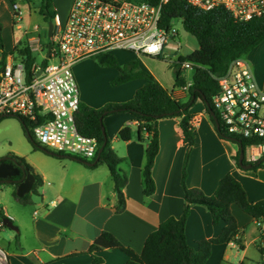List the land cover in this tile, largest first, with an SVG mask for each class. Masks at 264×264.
I'll use <instances>...</instances> for the list:
<instances>
[{
	"label": "crops",
	"instance_id": "obj_1",
	"mask_svg": "<svg viewBox=\"0 0 264 264\" xmlns=\"http://www.w3.org/2000/svg\"><path fill=\"white\" fill-rule=\"evenodd\" d=\"M65 1L52 2L56 15L63 20L68 18L74 3V0L69 3L67 1L66 7H63ZM41 4L42 0L36 11L44 23L38 22L32 30H25L22 24L24 19L16 26L11 3L1 0L0 23L3 25L5 52L8 53L6 60L16 59L17 52L24 46L30 49L36 61L38 55L44 54V49L46 50L51 40L46 41L50 38L49 23L39 13ZM20 5L22 9L26 5L29 10L35 8L33 1H20ZM5 10H8L7 15ZM26 14L29 15L27 12ZM15 30L22 32L18 39L15 38ZM263 47L264 43L255 51L261 49L262 53ZM120 54L124 59V53ZM116 58L120 65L138 61L143 70H147L173 93L174 98L183 103L189 101L190 93L186 85L192 79L193 71H183L180 85H176L175 79L148 66L145 60L149 57L130 53L129 59L124 63ZM3 61L0 52V67ZM75 76L78 80L76 72ZM144 84V80H135L115 87V95L121 96L119 92L128 95L118 98L114 103L132 100L136 91ZM81 103L100 109L108 104V100L93 103L82 96L81 92ZM192 113L195 145L189 158L187 186L199 188L207 196H212L220 181L227 174H233L243 185L251 202L264 200L263 188L252 183L253 180L244 173V169L240 170L234 160L238 150L231 142L220 139L210 114L201 101L192 109ZM180 120L167 118L159 121L160 151L153 168L156 192L153 196L146 197L142 177L146 145L138 139L139 122L128 113L105 118V130L111 147L123 159L120 168L128 177L127 185L123 188V210L118 209V194L107 165L89 167L70 157L33 150L34 161L24 159L42 183L35 193H30V201L21 203L15 199L16 186L8 185L0 190V214L10 219L18 228L16 232L0 226V246L8 252L9 264H92L93 256L89 249L103 232L111 233L123 245L138 254L142 253L147 238L164 221L171 217L179 219L184 212L185 194L181 179L187 145L184 144L179 129ZM127 126L132 128L133 137L124 142L119 138V133ZM144 138L148 139V136L144 135ZM14 155L21 157L19 154ZM5 192H9L10 200L4 199ZM232 212L238 225L235 238L243 248L233 240L214 245L207 264H264L261 254L264 249V220H254L237 205L232 206ZM225 227L224 222L218 226L213 225L212 214L202 206H194L186 223L187 242L197 249L199 241L219 238ZM96 255L103 259V264H126L129 260L120 250H105Z\"/></svg>",
	"mask_w": 264,
	"mask_h": 264
},
{
	"label": "trees",
	"instance_id": "obj_2",
	"mask_svg": "<svg viewBox=\"0 0 264 264\" xmlns=\"http://www.w3.org/2000/svg\"><path fill=\"white\" fill-rule=\"evenodd\" d=\"M8 1L11 6L17 2V0ZM27 1L32 2L33 0ZM128 1L155 4L158 0ZM52 2L53 0H42L39 11L47 23L54 22L56 17V12L52 11ZM174 20H180L184 29L195 37L199 44L198 50L187 57H180L178 63H176L181 66V63L189 61L195 65L192 75L193 86L189 89V101L183 103L174 98L173 93L149 72L143 70L138 61L121 66L115 55L105 54L98 57L99 63L106 67L115 68L120 73L113 82V86L117 87L135 80H144L145 84L136 91L134 98L128 102L108 103L100 109L81 103L76 114V126L82 135L96 139L99 143V148H103L99 160H97V157L91 163H83H87L89 167H97L101 164L108 166L118 194V209L123 210L125 206L123 188L127 185L128 177L120 168L123 159L112 149L107 133H104L105 118L111 115L128 113L133 115L139 122L138 139L146 145L145 163L142 169L144 194L146 197H151L156 192L153 168L160 151L159 121L167 118H180L179 129L183 135L184 144L187 145L181 179L185 194L183 215L179 219L171 217L164 221L147 238L144 249L140 254L123 245L111 233L103 232L89 249V253L93 256L92 264H103V259L98 257L96 253L105 250L122 251L129 257L126 264H207L214 245L225 244L233 240L239 244L241 249L243 248L241 242L235 238V234L238 232V225L232 212L233 205H237L244 213L258 222L264 220V200L256 203L251 202L243 185L233 174H227L220 181L217 190L212 196H207L199 188H189L186 184L189 158L195 145L194 127L192 125L194 114L192 109L201 101L207 113L214 112L221 124L220 115L213 105V99L220 92L217 78L226 75L233 61L245 58L264 43V15L250 21H239L224 9L205 12L185 2L172 1L164 7L161 25L168 32H171ZM0 52L4 59L3 66L8 53L5 52L2 23H0ZM17 54L18 57L16 59L21 60L25 64L27 73L30 74L33 65L37 62L32 52L28 47L24 46ZM46 63L47 61H44L43 65ZM181 73V69L175 72L176 85H180ZM210 119L221 140L238 145V152L234 156V160L239 168L242 169L239 163L241 149L245 151L248 146L260 141L230 137L225 133L222 126L217 129L212 116H210ZM19 121L26 138L33 145L34 150H42L51 154L40 148L35 142L31 123L21 117H19ZM144 135H147L148 139H145ZM132 137V128L128 126L124 127L119 133V138L124 142L130 141ZM12 156L16 166H24L34 174V169L24 158L14 154ZM244 164L252 165V170L257 171L264 167V158L256 163H249L245 155ZM35 177L36 183L32 189L34 193L42 183L38 175H35ZM2 185L8 184H0V186ZM10 185L17 187L15 184ZM14 197L21 203H28L31 194L20 198L17 196L16 190ZM194 206H202L207 209L213 216V225L218 226L221 222L226 224L219 238L199 241L197 249L188 244L185 232L187 220ZM4 219L6 217L0 214V221ZM261 254L264 255V249L261 250Z\"/></svg>",
	"mask_w": 264,
	"mask_h": 264
},
{
	"label": "built area",
	"instance_id": "obj_3",
	"mask_svg": "<svg viewBox=\"0 0 264 264\" xmlns=\"http://www.w3.org/2000/svg\"><path fill=\"white\" fill-rule=\"evenodd\" d=\"M20 1L27 0H17L11 6L16 26L23 20ZM172 1L205 12L224 9L239 21L264 15V0H158L155 4L74 0L66 20L56 15L43 60L33 65L30 74L21 60L13 58L0 67V120L24 118L31 123L33 136L43 150L81 162L94 161L100 151L98 141L82 135L76 126L81 93L74 67L116 52L161 57L175 36L174 29L168 32L161 25L164 7ZM194 66L185 61L180 67L183 72L193 71ZM217 80L220 92L213 105L220 115V127L230 137L259 140L244 151L247 162L256 163L264 158V90L245 58L233 61L226 75ZM192 86L191 79L186 89ZM9 263L8 252L0 246V264Z\"/></svg>",
	"mask_w": 264,
	"mask_h": 264
},
{
	"label": "rangeland",
	"instance_id": "obj_4",
	"mask_svg": "<svg viewBox=\"0 0 264 264\" xmlns=\"http://www.w3.org/2000/svg\"><path fill=\"white\" fill-rule=\"evenodd\" d=\"M67 1L68 3L70 2V0H66L63 3V7H66ZM33 3L35 5V8L32 7V9L29 10V7H27L26 5V7L22 9L24 19V23L22 24L25 30H32L34 28V25L38 22L44 23L42 18L36 11L40 6L41 0H33ZM52 11H55V9L52 8ZM26 12L29 13V15L26 14ZM59 12L62 14L61 11ZM4 13L7 15L8 10H5ZM173 29L175 36H172L170 38L162 57H149L146 58L145 61L153 70H156L157 72H164L165 75L168 76V78L171 77L172 79H175L176 70L181 69L180 65L176 64L178 63L180 57H187L191 55L193 52L198 50L199 44L197 39L184 29L183 23L180 20L173 21ZM21 33L22 32L15 30V38L18 39ZM50 40V38L46 39V41ZM262 49H264V47ZM255 50L248 54L245 59L251 66L258 85L261 89L264 90V51L261 53V49L257 51ZM120 53H124L122 54L124 56V59L121 57ZM113 55L118 57L121 60V63H124L129 59L130 52H116ZM42 60L43 54L38 55L37 61L41 63ZM77 69L78 71H76ZM75 72L78 78V80H76L77 82L79 81L78 85L80 88V93L82 92V96L90 99V101L93 103H100L104 100H108V103H114L117 102L116 100H119L118 98H124L128 95V93L126 95V93L124 92L118 93L121 96L114 94V88L116 86H113V82L119 76V70L101 65L98 58H90L77 64L74 67V74ZM167 85L170 86V84ZM127 91H129V89H127ZM35 142L39 145V147H42L36 139ZM232 144L238 150V145L235 143ZM33 150V145L26 138L19 118H3V120L0 122V159L11 154H19L26 160L34 161V159L32 158V155H34L32 152ZM244 173L248 174V176L251 177V179L253 180L252 183L261 186L264 190V167L258 169L257 171H253L252 169L244 170ZM4 186L8 185L0 186V190L1 188L5 189ZM4 199L10 200L9 192L5 194Z\"/></svg>",
	"mask_w": 264,
	"mask_h": 264
},
{
	"label": "water",
	"instance_id": "obj_5",
	"mask_svg": "<svg viewBox=\"0 0 264 264\" xmlns=\"http://www.w3.org/2000/svg\"><path fill=\"white\" fill-rule=\"evenodd\" d=\"M54 31V23H49V37L52 38ZM47 58H49V53L47 55ZM41 74V72L39 73ZM210 116L213 117L217 129L220 128V123L215 115L214 112L211 111ZM104 133L106 134V130L104 127ZM103 152V148L100 149L99 155L97 160L101 157V154ZM245 159V153L244 150L241 149L240 152V159L239 163L244 170H250L252 169V165H246L244 164ZM7 161H12L13 164L8 163ZM88 165L87 163H85ZM22 176L21 179L13 180L12 178ZM36 182V177L33 173L30 172L29 169H26L24 166H16V162L13 158L7 157V158H1L0 159V184H15L17 185V196L20 198L25 197L27 194H30L32 192L33 186ZM4 226L12 231H18V228L13 224V222L9 219H4L0 221V226Z\"/></svg>",
	"mask_w": 264,
	"mask_h": 264
},
{
	"label": "flooded vegetation",
	"instance_id": "obj_6",
	"mask_svg": "<svg viewBox=\"0 0 264 264\" xmlns=\"http://www.w3.org/2000/svg\"><path fill=\"white\" fill-rule=\"evenodd\" d=\"M7 157L14 158V157L12 156V154H11V155H8V156H6V157H3V158H7ZM7 162L10 163V164H13L12 161H7ZM21 177H22V176L15 177V178H12V179H13V180H18V179H21Z\"/></svg>",
	"mask_w": 264,
	"mask_h": 264
}]
</instances>
